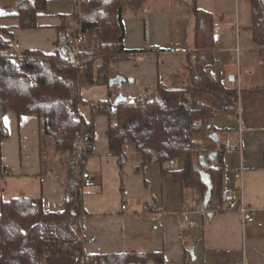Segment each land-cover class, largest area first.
Returning <instances> with one entry per match:
<instances>
[{
  "label": "crops",
  "instance_id": "1",
  "mask_svg": "<svg viewBox=\"0 0 264 264\" xmlns=\"http://www.w3.org/2000/svg\"><path fill=\"white\" fill-rule=\"evenodd\" d=\"M31 1L0 0V25L9 29L13 42L20 50L45 54L69 46L65 31H71L73 23L59 17L75 11L78 0H49L44 17L37 21L38 28L16 29L17 23L7 17L16 13L19 4ZM189 2L146 0L142 10L124 11L122 44L128 54L112 63L108 75L131 78L134 83H124L117 95L149 99L156 96L158 88L190 87L187 54L195 49ZM195 4L216 18L212 71L219 72L226 88L238 89L236 114L222 113L210 121L217 130L209 135L211 144L225 146L222 189L238 191L241 185L243 203L254 210V221L243 226L238 213L223 209L211 193L203 208L211 182L202 193L197 187L183 188L171 176L183 168V157L167 163L163 173L157 164L140 167V153L127 146L120 165L104 135L111 117L91 118L94 103L107 101L110 92L107 86H92L85 92L80 90L88 107L78 106L85 120L94 121V151L83 170L92 178V185L80 188L81 229L73 228L83 239L87 254L158 253L163 255L164 264H264V59L252 42L251 3L195 0ZM259 68L262 74L256 77ZM201 101L210 105L212 98L202 96ZM5 117L8 135L0 141V206L25 196L41 198L47 213L63 212L68 194L51 171H43L38 115L17 117L7 111ZM213 134L218 141L212 140ZM194 140L205 148L211 145L202 135H195ZM209 153L214 154V160L206 159L207 167L217 164L216 150ZM239 170L241 182L235 177ZM201 172L207 174L203 167ZM195 200L198 207L191 216L195 225L189 227L180 213L185 204Z\"/></svg>",
  "mask_w": 264,
  "mask_h": 264
},
{
  "label": "trees",
  "instance_id": "2",
  "mask_svg": "<svg viewBox=\"0 0 264 264\" xmlns=\"http://www.w3.org/2000/svg\"><path fill=\"white\" fill-rule=\"evenodd\" d=\"M49 0H32L18 5L16 13L8 16L16 29L33 30L39 27ZM78 0L81 9L73 16L71 35L81 37L77 50L60 46L45 54L38 50L15 52L9 29L0 25V141L7 138L4 123L7 111L17 117L37 114L40 132L54 141L58 153H66L59 161L62 174L59 179L67 195L63 212L47 213L41 198L25 196L2 202L0 206V264H164L158 253H131L111 255L87 254L83 239L73 228L81 229V174L86 160L93 154V117L110 116L104 135L112 155L118 163L125 161V147L132 146L142 157L140 167L157 164L161 172L165 165L184 158V166L171 176L183 188H200L206 185L200 176L201 153L217 152V164L205 168L210 177L211 195L221 204L224 166L221 161L224 144L214 147L209 135L217 131L211 119L222 113L235 115L238 89L226 88L218 71H212L214 60L216 18L197 8L195 0L189 2V16L193 22V47L187 54V71L190 87L184 89L158 88L156 96L140 102L126 99L116 106L113 88L108 75L113 62L123 59L128 52L123 48V13L126 9L140 11L146 0ZM251 3L252 42L260 48L264 59V0ZM61 31V30H59ZM194 55V59H191ZM77 59L79 63L76 64ZM107 86L110 97L92 106L91 120H85L79 105L83 103L80 88ZM212 98L210 105L203 104L202 96ZM204 136L211 145L202 147L194 140ZM43 151L40 157L44 164ZM197 160V162L195 161ZM222 205V204H221ZM47 249L50 256L45 255ZM191 264H199L192 262Z\"/></svg>",
  "mask_w": 264,
  "mask_h": 264
},
{
  "label": "built area",
  "instance_id": "3",
  "mask_svg": "<svg viewBox=\"0 0 264 264\" xmlns=\"http://www.w3.org/2000/svg\"><path fill=\"white\" fill-rule=\"evenodd\" d=\"M88 3L89 1L87 0L86 4ZM80 9L81 7H79L78 5L74 12H77ZM68 20L74 23L73 16H70ZM75 42L78 45L79 43L82 42V38L77 37ZM13 47L15 52L17 53L20 52V45L15 43ZM191 59H194V55H191ZM137 99L140 102L145 100L143 96L138 97ZM4 174L6 175L7 173L5 172ZM235 177L237 180L239 179L241 182L242 171L239 170ZM81 179L83 181L81 189L88 188L92 185V178L87 172L83 171V173L81 174ZM241 195H242L241 185L239 186L238 191L234 189L224 188L221 193V204L223 206V209H225L226 211L237 212L241 218L242 225L244 226V225L252 224L255 217H254V210H252L250 207L246 206L245 203H243V199ZM197 207L198 204L197 201L195 200V201H191L188 204H185V206L181 210L180 216L189 227H193L195 225V221L191 218V216L196 212ZM125 208L126 206L124 204L122 210H124ZM45 251H46L45 255L50 256V252L47 249H45Z\"/></svg>",
  "mask_w": 264,
  "mask_h": 264
},
{
  "label": "rangeland",
  "instance_id": "4",
  "mask_svg": "<svg viewBox=\"0 0 264 264\" xmlns=\"http://www.w3.org/2000/svg\"><path fill=\"white\" fill-rule=\"evenodd\" d=\"M66 36H68V39L70 41V46L72 47L73 50H77L78 45L75 42V38L71 35L72 33V29L70 31V29H66ZM79 63V60L77 59L76 63ZM262 74V68H259L257 73H255L256 77L260 76ZM254 75V77H255ZM116 87H114L115 89ZM84 92L92 89L91 87L86 86L85 84H82L81 88ZM118 89L116 88L115 90H113L112 92H114L113 94H118ZM81 93V91H80ZM81 99H83L82 97V93H81ZM86 100V99H84ZM91 99H89L88 101H90ZM131 100V98H130ZM87 101V100H86ZM82 105V106H81ZM81 107H88V104L83 102L80 104ZM40 137H42V143H41V149L43 151V157H44V164H43V171H51L52 174L54 175L55 173H57L59 176H61L62 174V168L59 165V161L61 159H64L66 156V153H58L57 151H55L54 149V141L52 139H48L47 137H44L41 132H40ZM207 155L205 153H201L200 155ZM195 161V160H194ZM197 162V160L195 161Z\"/></svg>",
  "mask_w": 264,
  "mask_h": 264
},
{
  "label": "water",
  "instance_id": "5",
  "mask_svg": "<svg viewBox=\"0 0 264 264\" xmlns=\"http://www.w3.org/2000/svg\"><path fill=\"white\" fill-rule=\"evenodd\" d=\"M126 82H129V83H134V81H133V79H127V78H125V77H123V76H115V77H112L110 80H109V82H108V85L110 86V87H116L117 89H120L121 88V86L124 84V83H126ZM127 99V97L123 94V93H121V94H119V95H117V97L115 98V100H114V104L116 105V106H118V105H120L121 104V102H123V101H125ZM211 138H212V140L213 141H218V137H217V135L216 134H213V136H211ZM211 159V160H214V154L213 153H209L208 155H199V157H198V161L200 162V165L205 169V168H207V161H206V159ZM200 176L202 177V182L204 183V184H206L207 186H209V183H210V180H209V175H207V174H205L204 172H201L200 173ZM211 192H207L206 194H205V197H204V201H203V204H204V206H203V208H206V205H208L207 203H208V201H209V194H210Z\"/></svg>",
  "mask_w": 264,
  "mask_h": 264
},
{
  "label": "snow or ice",
  "instance_id": "6",
  "mask_svg": "<svg viewBox=\"0 0 264 264\" xmlns=\"http://www.w3.org/2000/svg\"><path fill=\"white\" fill-rule=\"evenodd\" d=\"M0 14H3V13H2V12H0ZM4 119H5V123H7V118L5 117Z\"/></svg>",
  "mask_w": 264,
  "mask_h": 264
}]
</instances>
